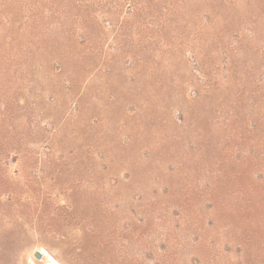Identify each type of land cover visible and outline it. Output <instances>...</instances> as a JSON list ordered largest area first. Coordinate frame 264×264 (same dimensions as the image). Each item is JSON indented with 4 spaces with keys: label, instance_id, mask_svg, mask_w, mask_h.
Returning a JSON list of instances; mask_svg holds the SVG:
<instances>
[{
    "label": "rangeland",
    "instance_id": "obj_1",
    "mask_svg": "<svg viewBox=\"0 0 264 264\" xmlns=\"http://www.w3.org/2000/svg\"><path fill=\"white\" fill-rule=\"evenodd\" d=\"M51 263L264 264V0H0V264Z\"/></svg>",
    "mask_w": 264,
    "mask_h": 264
},
{
    "label": "water",
    "instance_id": "obj_2",
    "mask_svg": "<svg viewBox=\"0 0 264 264\" xmlns=\"http://www.w3.org/2000/svg\"><path fill=\"white\" fill-rule=\"evenodd\" d=\"M34 257L37 259L42 258V253L39 250H35L33 253Z\"/></svg>",
    "mask_w": 264,
    "mask_h": 264
},
{
    "label": "bare ground",
    "instance_id": "obj_3",
    "mask_svg": "<svg viewBox=\"0 0 264 264\" xmlns=\"http://www.w3.org/2000/svg\"><path fill=\"white\" fill-rule=\"evenodd\" d=\"M50 260L53 262V263H58V261L55 259V258H53V257H50ZM52 264V263H51Z\"/></svg>",
    "mask_w": 264,
    "mask_h": 264
}]
</instances>
